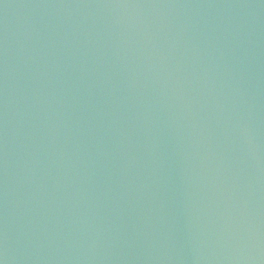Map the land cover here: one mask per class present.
Here are the masks:
<instances>
[{"label":"water","instance_id":"water-1","mask_svg":"<svg viewBox=\"0 0 264 264\" xmlns=\"http://www.w3.org/2000/svg\"><path fill=\"white\" fill-rule=\"evenodd\" d=\"M0 264H264V0H0Z\"/></svg>","mask_w":264,"mask_h":264}]
</instances>
